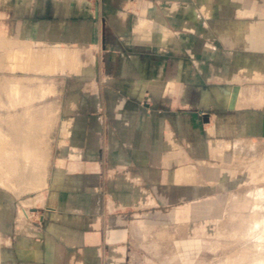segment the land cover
Returning <instances> with one entry per match:
<instances>
[{
    "label": "crops",
    "instance_id": "crops-1",
    "mask_svg": "<svg viewBox=\"0 0 264 264\" xmlns=\"http://www.w3.org/2000/svg\"><path fill=\"white\" fill-rule=\"evenodd\" d=\"M2 3L20 42L95 70L52 125L44 187L2 196L0 264H158L173 227L262 189L264 0Z\"/></svg>",
    "mask_w": 264,
    "mask_h": 264
},
{
    "label": "rangeland",
    "instance_id": "rangeland-1",
    "mask_svg": "<svg viewBox=\"0 0 264 264\" xmlns=\"http://www.w3.org/2000/svg\"><path fill=\"white\" fill-rule=\"evenodd\" d=\"M249 1L252 2L254 0H249ZM258 10L262 13V15L264 14V8H260ZM10 22H12V21L10 18H8V9H4L2 0H0V38H1L0 42L2 43V44H0V47L1 48L4 47V49L6 50L5 46L9 44L8 46H6L8 48L6 51L10 52V53H11V51H14V53L12 52V54H11L13 57H11L10 53H8L10 55V59H9V55L8 54L6 55V51L3 49H0V51H1V53H0V131L2 130L1 132L5 133L7 136H9V138L7 136H5V134H2L1 132H0V134L2 136L6 137L5 141L8 138L10 140V143H12V145L14 144L13 146H11L10 144L8 146L6 144H7V142L9 143V140H7L6 143H4V139H3V143L6 146V148L8 146V147H10V149L8 148V150H7L2 146V148H4L5 150L4 149L0 150L1 153L3 152L0 156L6 155V156H4L5 161L10 156L8 158L9 162L6 161L8 163H6L4 161V162H2L3 163L2 164L1 161L3 160V158H1L2 160H0V163L2 164V165H0V170H1L0 181L1 182L3 181L2 183H0V204L3 203V202H1L2 196L3 195H7V196L9 195V197H11L13 199L15 198L16 203L18 205L19 202L21 203L22 201H24L26 199L34 197L35 194L40 192L41 188H36V186L40 183V182L38 183L36 181L35 182L36 185L33 184L36 190L30 191L31 189L34 188L33 185H31V184L28 185L31 188L26 189L27 184L20 182L21 179L17 178L18 173H17V171H15L16 169L14 166H17L18 164H14V163H15V161H16V163H19V162H17V160L19 158L18 154H21V153H19V150H18L20 146L18 144H15L16 143L15 137L17 136V139H18L19 138L18 135H20L18 132L21 133V131H22V133H24V130H27L29 133V131H30L28 129L29 124L31 125L32 122H34V124L31 125V128L33 129V130L31 129V133H34V134L30 133V135L29 134L28 135L31 136L32 139H33L32 135H34L35 137H36V135L41 137V138L39 137L40 140L38 139V136H37V138L34 137L36 140L38 139L37 140V141H39V142H37L38 145L42 142V144H40L41 146L39 145L40 150L37 149V151H39V152L36 151L35 154L38 155L40 153L39 155H40V157H42L41 159H44L43 157H45L46 160H42L43 163L41 162V164H40L41 167L43 168L44 165L42 166V164H45L44 161H47V158H46L47 154H43V152L47 151L45 149L49 148V133L51 131L52 125L54 126V128H60L61 127V119H63V117L67 114V112L70 111L68 108L71 105L67 104L69 97L72 96L73 93H80L83 91L82 89H79L77 87L73 88V86L74 85L78 86L79 84H82V81H88L89 82L90 80L91 81L93 80V76H92L91 71L94 69L93 63H94L95 57H93V56L88 57V56L75 55V54L73 55V53H71V51L64 52V54H62V55L58 54V55H53V56L51 53L55 52V51H52L49 49L44 50V51H40V50L35 51L33 45H31L29 42H24V41L20 42L17 39L18 38L17 30L12 25H10ZM2 38L4 39V42H6V43L3 42ZM10 43H11V45H10ZM2 50L4 51L3 53H2ZM20 52L23 54L22 56H21ZM18 53H19V55L16 56V54H18ZM42 53H44L45 55H43ZM27 55H28V57H31L33 59H30L31 61L28 60V63H25V61H24L25 66H26V64H28V65L26 66V69H25L27 72L26 71L23 72L21 70H24V69H22L23 67L20 65H23L22 60H24L23 58H26ZM7 56H8V58H7ZM19 56L22 57V59L20 58L21 60L18 59ZM67 56H69V57L67 58ZM44 57H45V59H47V61L50 58L48 64H46L47 62L44 59ZM39 58H40V60L42 59L43 61L42 60H41L42 62L38 61ZM4 59H6V60H4ZM25 60L27 62V59H25ZM81 60L83 61L84 66H86V69H85V67L84 68L80 67V66H83V65H80V64H82ZM90 60L93 63L90 62ZM7 61H9V63H10L9 66L7 65L8 64ZM35 61H36V63L38 62L36 66L37 67L43 66V69L41 67L40 71L38 68H36L37 70L33 69V70L28 71V69L30 68V67L28 68L29 62L32 63V64L30 63L31 68H32V65H35ZM71 61H72V63H70ZM79 61H81V62H79ZM73 62L75 63V66H74ZM18 63L20 64L19 66L21 69L19 71L17 69H15V67ZM85 63H86V65H85ZM87 63H89V64H87ZM3 64L5 67L3 66ZM40 64H43V65H40ZM47 65L50 69L54 68L57 71L56 70L54 71V69L48 70ZM52 65L54 67H50ZM87 65H88V67H87ZM10 66H12V68ZM25 66H24V68H25ZM56 66L59 69H57ZM2 67L4 69H2ZM6 67H9L10 70L7 69ZM78 67H79L80 71H79V69H77ZM44 68L48 70L47 73L50 71H52V72L54 71V72L52 74H47L45 72L46 73L45 74L44 72H42V70H45ZM81 68H83V69H81ZM67 69H69V70H67ZM72 69H73L74 75L72 74V71H71ZM82 70L84 72H82ZM36 71L41 72V73H35ZM77 71H79L80 73ZM42 73H44V74H42ZM77 73H79V74H77ZM80 75H82V76L78 77ZM88 78H91V79H88ZM18 79H20V81L23 82V83L21 82V84H23V85L20 84V81ZM26 79H28V80L31 79V81L29 80L30 82H28V80L26 81ZM15 80L19 81V83L16 84ZM33 80H39L38 81L39 83L37 81L35 82ZM25 81L27 82L26 83L27 85L30 84L31 86H27L26 84H24ZM40 81H42V82H40ZM8 82H9V84H10V82H13L9 85L10 86L9 88L7 87ZM31 82H33V83L31 84ZM6 83H7V85H6ZM36 83L41 84L42 86L41 85L39 86ZM14 84H16V85H14ZM13 86L17 87L18 90H16V88ZM20 86L23 88L24 91H22V89L19 90ZM32 86H33V88H30ZM5 87H7V89H5ZM24 87L30 88L29 89L30 92H28L29 90H25L26 88H24ZM45 87L46 88L49 87V89L47 90ZM31 89L35 90V91H32L33 92L32 93ZM15 90H16V92H14ZM18 91H20V93L22 91V94H23V92L27 91V93H29L27 95V98H28V96L30 97L31 95H32V97L27 99L25 96L26 93L24 95H22V94H19ZM17 92H18V94H17ZM30 93H31V95H30ZM34 94H35V97H34ZM29 110H31V112ZM26 115L28 116L27 118H26ZM29 117H31V118H29ZM16 118H18V119L16 120ZM21 118H23V119L26 118L24 120L25 122ZM57 119H58V125L56 126ZM14 120H16V121H14ZM18 120H20V121H18ZM12 121H13V124H12ZM21 121H23L24 123L21 124L20 123ZM26 121H27L28 125L26 124ZM35 124L38 127L42 125V127L38 128ZM16 125H17V127L15 128ZM26 125H27V127H26ZM22 128H25V129L21 130ZM40 128H41V130H40ZM10 129H13L14 132ZM8 131H10L9 134H8ZM14 133L16 134L15 137H14V135H15ZM43 146H44V148H43ZM45 146H47V148ZM11 147L13 150H18V151L16 152V151L11 150ZM41 147L44 149L43 152L41 151V149H42ZM9 150H11V152L13 151V156ZM6 151H9V152H6ZM15 152L17 154V155L15 154L16 158H17L16 160H14V158H13L15 156L14 155ZM8 153H10V154H8ZM44 153H47V152H44ZM42 154H43V156H42ZM7 155H9V156L7 157ZM9 159H12V160H9ZM10 161L11 162L13 161L12 164ZM4 163H6V166L4 165ZM3 166H5L6 168L5 167L3 168ZM7 166H9V169L11 167H13V169L11 168L12 170L11 169L9 170L7 168ZM42 168H41V172L44 171L42 173V175H44V177L41 176L40 174H38V176L39 175L40 176L36 179L38 181L39 180L42 181V178H44L43 179L44 181H42V182H45L46 176H47V169H46V167H44L43 169ZM3 170H8V172L3 171ZM13 170H14V172H10ZM5 172H6V174L7 173L8 174L6 175ZM15 172H16V174H15ZM262 175H264V173ZM3 176H4V178H3ZM1 178H3V180ZM18 179H20V181H18ZM5 180H9L10 182L5 181ZM4 182H7L8 185L11 183L12 184L14 183L13 185L15 188H11L12 184L8 188L7 183L5 184ZM15 183L18 184L17 185L18 188L16 187ZM41 183L37 187H41L44 185V183H42L43 185H41ZM19 186H21V187H19ZM24 187H25V189H24ZM255 187H257V186H255V185L246 186L244 188L245 191H243L245 193L242 192L241 194H235L237 196V197H235V199H232L233 197H231V198H229V200H226L224 202L222 201L223 206H222V209L219 210L218 216L188 217L186 225L183 227V231H181L180 234H178V232H177L178 230L176 231L175 228L173 227L169 234L164 235L165 236L164 238L163 237L159 238V240L164 241V243L168 246V248L155 250V259H156L155 261L158 264H229L233 261V259H231V258L234 257L236 259V257L239 256L237 258V260H235L236 263H234V262L233 263L238 264L237 261H240L239 264H241L242 261L240 259V256L242 258L244 256H248L247 255V254H249L248 252L252 251V250H250V249H253L252 245L256 244V239H254L253 236L259 235L258 230L255 231L252 235H248L249 237H246V243L244 242L245 240H242L241 242L235 241V239H233L234 237H231V234H233V231L236 228H239L242 226V222L244 223V226H243L244 230H245V228H247V224L252 221L250 219H253V216H250V214L251 215L254 213L258 214L257 218H259V221H257V222L260 223L262 221V216H261V218L259 217V215L262 212L261 201L258 200L257 195H255V192H256L255 191L256 189L254 190ZM260 187H262L264 189V184H261ZM11 189H13V190L16 189V192L11 190ZM18 189H20V194H19V192L17 193ZM241 190H243V189H241ZM249 190H253V191H251L247 195L246 192ZM230 200L231 201L233 200V201L231 202ZM229 201H230V203H229ZM224 211L227 215L224 213ZM224 217H225V219H224ZM257 218H255V220H257ZM222 224H224V225H222ZM236 224H238L239 227L238 226L236 227ZM219 225H221V226L219 227ZM222 227H224L225 229ZM221 230H223V231H221ZM229 231H231V232L229 233ZM227 235L230 237H227ZM176 240L185 241L186 244L188 243L187 244L188 247L184 248V247H182V245L177 246L175 243ZM247 240L251 241L250 244H249V241L247 242ZM191 241L194 243H192ZM259 243H262V242H259ZM244 244H247V245H244ZM243 245H244V248H243ZM224 246H225V248H224ZM241 248L243 249V251ZM240 249H241L243 254H244V251L247 250L245 255L242 256V254L239 253ZM253 251H257V250L254 249ZM263 251H264V249H263ZM235 253L238 256H236ZM176 256H178V257H176ZM245 258L250 259L251 257L248 256ZM257 258L259 259V257H257ZM249 259H247L249 261V263H250L251 259H253L254 261L256 260V258H251L250 260ZM242 260H243L244 264H249L248 262H246L247 261L246 259L243 258Z\"/></svg>",
    "mask_w": 264,
    "mask_h": 264
},
{
    "label": "bare ground",
    "instance_id": "bare-ground-1",
    "mask_svg": "<svg viewBox=\"0 0 264 264\" xmlns=\"http://www.w3.org/2000/svg\"><path fill=\"white\" fill-rule=\"evenodd\" d=\"M145 4H146V3H145ZM147 4H148V3H147ZM143 6H144V4H142V7H143ZM145 6H148V5H145ZM144 8H145V7H144ZM145 10H146V9H145ZM145 10L143 9L144 12H145ZM0 39H1V38H0ZM2 39H3V38H2ZM3 42H4V39H3ZM4 43H6V42H4ZM0 44H2V43L0 42ZM13 44H14V43H13ZM3 45H4V44H3ZM5 45H6V44H5ZM8 45H9V44H8ZM8 45H6V46H8ZM10 45H11V43H10ZM6 46H5V48H6V50H7L8 48H7ZM9 47H10V46H9ZM0 49L5 50L4 47H3V48L0 47ZM3 50H2V53L4 52ZM6 50H5V51H6ZM12 52L14 53V51H11V53L6 51V55H7L8 53H10V55H11ZM0 53H1V51H0ZM4 54H5V53H4ZM20 54H21V56L23 55L21 52H20ZM24 54H25V53H24ZM8 55H9V54H8ZM10 55H9V59H10ZM17 55H19V53L16 54V56H17ZM28 55H29V54H28ZM28 55L26 56V58H23V59H24V60H22V62H23L22 64H23V65H20V64L18 63V64L16 65L17 68L15 67V69H17V70L19 71V70H21V69H20V66H22V67H23L22 69H24V70H21V71H23V72L26 71L25 69H26V66H27L28 64H26V66H25V63H28V60L31 61L30 59H33V58H31V57H28ZM70 55H71V54H70ZM73 55H74V54H73ZM16 56H15V57H16ZM11 57H13V56L11 55ZM24 57H25V56H24ZM68 57H69V56H67V58H68ZM79 57H80V56H79ZM5 58H6V57H5ZM7 58H8V56H7ZM17 58H18V57H17ZM20 58L22 59V57L19 56L18 59H20ZM80 58H81V57H80ZM21 59H20V60H21ZM25 59H27V62H26ZM44 59H45V57H44ZM94 59H95V58H94ZM4 60H6V59H4ZM14 60H15V59H14ZM34 60H35V59H34ZM37 60H38V59H37ZM37 60H36V61H37ZM41 60H42V59H41ZM41 60H40V58H39L38 61H41ZM45 60H46V62H47V63H46V62H45V63L48 64L50 58H49L48 61H47V59H45ZM71 60H72V59H71ZM78 60H79V59H78ZM9 61H10V60H9ZM9 61H7V62H8L7 65H8V66H9V64H10ZM24 61H25V63H24ZM36 61H35V65H32V68H31V64H32V63L29 62V66H28V68H29V67H30V68H29V69L27 68L28 71H29V70H33V69H34V70H37L36 68H38L39 71H40L41 67H42V69H43V66H40V67H37V66H36L37 63H38V62L36 63ZM42 61H43V60H42ZM42 61H41V62H42ZM68 61H69V60H68ZM81 61H82V60H81ZM81 61H79V62H81ZM14 62H15V61H14ZM90 62H92V61L90 60ZM20 63H21V62H20ZM30 63H31V64H30ZM70 63H72V61H71ZM73 63H74V62H73ZM76 63H77V62H76ZM92 63H93V62H92ZM12 64H13V63H12ZM77 64H78V63H77ZM87 64H89V63H87ZM93 64H94V63H93ZM19 65H20V66H19ZM40 65H43V64H40ZM53 65H54V64H53ZM53 65L50 66V67H54ZM78 65H79V64H78ZM80 65H83V66H80ZM80 65H79L80 67H83V68L85 67V69H86V66H84L83 61H82V64H80ZM85 65H86V63H85ZM3 66H4V64H3ZM24 66H25V68H24ZM33 66H34V67L36 66V67L34 68ZM74 66H75V63H74ZM74 66H73V67H74ZM93 66H94V65H93ZM4 67H5V66H4ZM10 67L12 68V66H10ZM18 67H19V68H18ZM45 67H46V66H45ZM47 67H48V65H47ZM47 67H46V68H47ZM56 67H57V66H56ZM87 67H88V65H87ZM6 68L9 69V67H6ZM69 68H70V67H69ZM83 68H81V69H83ZM90 68H91V67H90ZM2 69H4V68L2 67ZM44 69H45V68H44ZM47 69H48V70H51L52 68L50 69V68L48 67ZM47 69H45L46 71H45V70H42V72H44V73L46 72V73H47V71H48ZM53 69H54V68H53ZM53 69H52V70H53ZM57 69H59V68L57 67ZM70 69H71V68H70ZM77 69H79V67H78ZM9 70H10V69H9ZM55 70H56V69H54V71H55ZM60 70H61V69H60ZM65 70H66V69H65ZM67 70H69V69H67ZM94 70H95V69H94ZM54 71H53V72H54ZM56 71H57V70H56ZM71 71H72V74H73V73H74V72H73V69H72ZM79 71H80V69H79ZM79 71H77V72H79ZM85 71H86V70H85ZM26 72H27V71H26ZM33 72H34V71H33ZM53 72L50 71V72H48L47 74H52ZM82 72H84V71L82 70ZM35 73H41V72H37V71H36ZM44 73H42V74H44ZM46 73H45V74H46ZM79 73H80V72H79ZM79 73H77V74H79ZM77 74H76V75H77ZM89 74H90V73H89ZM89 74H88V75H89ZM73 75H74V74H73ZM93 75H94V74H93ZM27 76H28V75H27ZM81 76H82V75H80V76H78V77H81ZM32 77H33V76H32ZM93 77H94V76H93ZM19 78H20V77H19ZM22 78H23V77H22ZM31 79H32V78H31ZM31 79H29V80L31 81ZM34 79H35V78H34ZM37 79H38V78H37ZM79 79H80V78H79ZM81 79H82V78H81ZM88 79H91V78H88ZM18 80L20 81V79H18ZM22 80H23V79H22ZM27 80H28V79H26V81H27ZM29 80H28V82H30ZM41 80H42V79H41ZM19 81H16V80H15L16 84L19 83ZM26 81L24 82V84L27 83ZM33 81H35V82L37 81V82H38L39 80H33ZM90 81H91V80H90ZM13 82H14V81H13ZM13 82H10V84L13 83ZM21 82H22V81H20V84H21ZM35 82H34V83H35ZM40 82H42V81H40ZM91 82L94 83V81H91ZM22 83H23V82H22ZM32 83H33V82H31V84H32ZM38 83H39V82H38ZM3 84H4V83H3ZM10 84H9V82H8V86H7L8 88L10 87V86H9ZM16 84H14V85H16ZM20 84H19V85H20ZM28 84H29V83H28ZM36 84H37V83H36ZM84 84H85V83H84ZM6 85H7V83H6ZM21 85H23V84H21ZM26 85H27V84H26ZM37 85L40 86L41 84H37ZM82 85H83V84H82ZM17 86H18V85H17ZM24 86H25V85H24ZM27 86H31V85L29 84V85H27ZM41 86H42V85H41ZM85 86H86V85H85ZM7 87H5V89H7ZM13 87H15V86H13ZM36 87H37V86H36ZM3 88H4V87H3ZM15 88H16V90H18L17 87H15ZM15 88H14V89H15ZM24 88H26V87H24ZM30 88H33V86L30 87ZM30 88L27 87L25 90H29ZM34 88H35V87H34ZM41 88H42V87H41ZM45 88H46V87H45ZM45 88H44V89H45ZM21 89H22V91H24L23 88L20 86L19 90H21ZM35 89H36V88H35ZM46 89L48 90L49 87L46 88ZM16 90H15L14 92H16ZM233 90H234V89H233ZM9 91H10V90H9ZM22 91H21V93H20V91H18L19 94H22ZM32 91H35V90H32V89H31V92H32ZM239 91H240V90H239ZM18 92H17V94H18ZM28 92H30V90H29ZM45 92H46V91H45ZM232 92H233V94L231 93V94H232V97H230V98H231V100H232V98H233V100H235L234 98L236 97V95H238V93H237V92H238V89H235V90L232 91ZM241 92H242V91H241ZM25 93H26L25 96H26V98H27V95H28L29 93H27V91H26V92H23L22 95H24ZM32 93H33V92H32ZM30 95H31V93H30ZM230 96H231V95H230ZM15 97H16V96H15ZM31 97H32V95H31L30 97L28 96V98H31ZM34 97H35V94H34ZM24 98H25V97H24ZM28 98H27V99H28ZM15 99H16V98H15ZM29 100H30V99H29ZM29 100H28V101H29ZM14 101H15V100H14ZM16 101H17V100H16ZM20 101H21V100H20ZM22 101H23V100H22ZM23 102H24V101H23ZM235 102H236V101H235ZM234 104H235V103H234ZM234 104H233V105H234ZM231 105H232V104H231ZM26 109H27V108H26ZM29 111L31 112V110H29ZM26 112H27V111H26ZM28 113H29V112H28ZM27 117H28V116L26 115V118H27ZM18 118H19V117H18ZM18 118H16V120H17ZM26 118H25V119H26ZM29 118H31V117H29ZM29 118H28V119H29ZM21 119H23V118H21ZM25 119H23V121H24ZM12 120H13V119H12ZM16 120H14V121H16ZM18 121H20V120H18ZM23 121H21L20 123L22 124V123L25 122V121H24V122H23ZM29 121H30V120H29ZM29 121H28V122H29ZM18 123H19V122H18ZM29 123H30V122H29ZM12 124H13V121H12ZM15 124H16V123H15ZM15 124H14V125H15ZM26 124H27V121H26ZM32 124H34V122H32ZM32 124H31V125H32ZM10 125H11V124H10ZM17 125H18V124H17ZM17 125L15 126V128L17 127ZM23 125H24V124H23ZM27 125H28V124H27ZM27 125H26V127H27ZM31 125L29 124V128H28V129L30 130L29 133H28L27 130H24V133H22L21 130L25 129L26 127H25V128H22V129L20 130L21 133L18 132V133L20 134V135H18V137H19L18 139H17L16 134H15V133H14L15 135L13 134L14 137L16 136V137H15V139H16V141H15L16 143H15V144H18V145L20 146V147L18 146V147H19L18 150H19V153H21V154H18V157H19V158H18V160H17V162H19L20 164H19V163H16V161H15L14 164H18L19 166L17 165L18 167H17V166H14V167H15V169H16L15 171H17V173H18V177H17V178H20V179H21V181H20V179H18V181L27 184V186L25 185V186H26V189H30L31 187H29L28 185H30V184L33 185V184H35L36 181H37L38 183H39V182L41 183L42 181H44V180H43L44 178H42V177H41V178H42V181H40V180L38 181L36 178H38L40 175L44 177V175H42V173H43L44 171L42 170L43 172H41V168H42V167H41L40 164H41L42 160H46L45 157H43L44 159H41L42 157H40V155H39L40 153H39L38 155L35 154V152L37 151V149L40 150L39 148H40V146H41L40 144H42V142L39 144V145H40V146H39L38 143H37V142H39V141H37V140L39 139L40 136L36 135V137H35L34 135H32V136H33V139L31 138V136H29L30 133H31V129H32V128H31ZM35 125H36V124H35ZM12 126H13V125H12ZM21 126H22V125H21ZM36 126H37V125H36ZM32 127H33V126H32ZM37 127H38V126H37ZM39 127H42V125L39 126ZM39 127H38V128H39ZM10 128H11V127H10ZM13 128H14V127H13ZM10 130L13 131V129H10ZM14 130H15V129H14ZM16 130H17V129H16ZM32 130H33V129H32ZM40 130H41V128H40ZM40 130H39V131H40ZM1 131H2V130H1ZM1 131H0V132H1ZM13 132H14V131H13ZM1 133H2V132H1ZM9 133H10V131H8V134H9ZM42 133H43V132H42ZM2 134H5V133H2ZM28 134H29V135H28ZM31 134H34V133H31ZM0 135H1V134H0ZM5 136H7V135L5 134ZM5 136H2V135L0 136V137H1V138H0V150H2V149H4V148L8 150V148L10 149V147H8L9 144H10L11 146L14 145V144L12 145V143H10V140L8 139L9 136H7L8 138L6 139V141L9 140V143L7 142L6 145H8V146H7V148H6V146L4 145V143H6V141H5V138H6V137H5ZM37 136H38V139L36 140L35 138H37ZM34 137H35V138H34ZM40 138H41V137H40ZM3 139H4V143H3ZM12 139H13V138H12ZM13 140H14V139H13ZM39 140H40V139H39ZM13 143H14V142H13ZM46 145H47V144H46ZM219 145H221V144H219ZM2 146H3L4 148H2ZM224 146H225V145H224ZM226 146L228 147V145H226ZM18 147H17V148H18ZM45 147L47 148V146H45ZM218 147H220V146H218ZM41 148H42V147H41ZM43 148H44V146H43ZM43 148H42V149H43ZM223 148H224V147H223ZM5 149H4V150H5ZM14 149H15V148H14ZM42 149H41V151L43 152L44 149H43V150H42ZM221 149H222V147H221ZM11 150H13L12 147H11ZM11 150H9V151H10V153L12 154V156H13V151H16V152L18 151V150H13V151L11 152ZM45 150H48V148L45 149ZM9 151H6V152H9ZM4 152H5V151H4ZM16 152L14 153V155L16 154ZM37 152H39V151H37ZM42 152H41V153H42ZM44 152H48V151H44ZM44 152H43V154H47V153H44ZM223 152H224V151H223ZM2 153H3V152H2ZM2 153L0 152V155H1ZM10 153H8V154H10ZM6 154H7V153H6ZM43 154H42V156H43ZM16 155H17V154H16ZM16 155L13 157L14 160L17 159V158H16ZM2 156H3V155H2ZM2 156H0V160H2L1 158H3V160L1 161V163L5 161V160H4V158H5L4 156H6V155H4L3 157H2ZM8 156H9V155H7V157H8ZM44 156H45V155H44ZM47 156H49V155H47ZM9 157H10V156H9ZM9 157H8V158H9ZM8 158H7L6 161H8ZM21 158H22V159H21ZM9 160H12V159H9ZM6 161H5V162H6ZM8 162H9V161H8ZM8 162H6V163H8ZM10 162H11V161H10ZM12 162H13V161H12ZM12 162H11V164H12ZM44 162H45V164H42V166L44 165L43 168H44L45 165H46V161H44ZM1 163H0V165L3 164V163H2V164H1ZM6 163H4L5 166H6ZM22 163H23V164H22ZM42 163H43V162H42ZM14 164H13V165H14ZM7 165H8V164H7ZM13 165H12V166H13ZM5 166H3V168H4ZM1 167H2V166H1ZM40 167H41V168H40ZM5 168H6V167H5ZM7 168L9 169V166H7ZM11 168L13 169V167H11ZM11 168H10V169H11ZM43 168H42V169H43ZM10 169H9V170H10ZM12 169H11V170H12ZM39 169H40V170H39ZM3 171H7V172H8V170H3ZM38 171H39L40 173H39ZM0 172H1V170H0ZM10 172H14V170H13V171H10ZM10 172H9V173H10ZM2 173H3V172H2ZM0 174H1V173H0ZM5 174H6V172H5ZM7 174H8V173H7ZM7 174H6V175H7ZM10 174H11V173H10ZM15 174H16V172H15ZM38 174H40V175L38 176ZM8 176H9V175H8ZM14 176H15V175H14ZM262 176H263V178H264V175H262ZM3 178H4V176H3ZM3 178H1V179L3 180ZM9 179H10V178H9ZM14 179H15V178H14ZM14 179H13V180H14ZM16 180H17V179H16ZM5 181L10 182L9 180H5ZM2 182H3V181H2ZM2 182L0 181V183H2ZM4 183L6 184L7 182H4ZM40 183H39L37 186H39ZM42 183H44V185H45V182H42ZM42 183H41V185H43ZM5 184H4V185H5ZM11 184H12V183H11ZM11 184L8 185V183H7V185H8L7 187L9 188V186H10ZM13 184H14V183H13ZM13 184H12L11 188H15ZM15 184H16V187H17L18 184H17V183H15ZM35 185H36V184H35ZM37 186H36V188H42V187H44V186H41V187H37ZM19 187H21V186H19ZM27 187H28V188H27ZM33 187H34V185H33ZM33 187H32V188H33ZM17 188H18V187H17ZM17 188H16V189H17ZM16 189H14V190L11 189V190H13V191L16 192ZM20 189H21V188H20ZM20 189H18L19 191L17 190V193L19 192V194H20ZM24 189H25V187H24ZM32 190H36L35 187H34L33 189H31L30 191H32ZM26 191H27V190H26ZM255 195H257L258 200L261 201V210H262V212H261V214L259 215V217L261 218V216H262V221H261L260 223L257 222V221H259V218H257L258 214H255V213L252 214V215L250 214V216H253V219H250V220H252V221L249 222V223L247 224V228H245V230H244V228H243L244 223H243V222H242V226H241V227H239L238 224H236V227L238 226L239 228H236V229L233 231V234H231V237H234L233 239H235V241H240V242H241L242 240H245L244 242L246 243V237H249L248 235H252L255 231L258 230V234H259V235H255V236H253L254 239H256V244H253V245H252V248H253V249H250V248H249V249L252 250V251H253L254 249H256L257 251H253V252L250 251V252H248L249 254H247V255L250 256L251 258H256V260L254 261L253 259L250 258L251 261H250V263H249V261L247 260V259H249V258H245V257H248V256H244L243 258L246 259V260H247L246 262H248L249 264H264V254H263V253H264V251H263V249H264V189L262 188L261 190H258L257 193H255ZM18 196H19V195H18ZM234 196H236V195H234ZM231 197H233V196H231ZM37 198H38V197H37ZM33 199L35 200L36 197L33 198ZM33 199H32V200H33ZM232 199H234V198H232ZM35 201H37V200H35ZM230 201H231V200H230ZM230 201H229V203H230ZM232 201H233V200H232ZM232 201H231V202H232ZM29 202H30V201H29ZM31 203H32V202H31ZM33 203H34V202H33ZM35 203H36V202H35ZM22 204H23V203H22ZM229 205H230V204H229ZM28 207H29V206H28ZM220 212H221V211H220ZM221 213H222V212H221ZM224 213H225V211H224ZM224 213H223V214H224ZM216 214H217V213H216ZM225 214H226V213H225ZM225 214H224V215H225ZM221 215H222V214H221ZM226 215H227V214H226ZM19 216H20V215H19ZM23 217H24V216H23ZM219 217H220V216H219ZM227 218H228V217H227ZM255 218H257V220H255ZM19 219H20V218H19ZM224 219H225V217H224ZM20 220H22V219H20ZM23 220H24V219H23ZM23 220H22V221H23ZM222 220H223V219H222ZM226 220H227V219H226ZM18 222H19V221H18ZM224 222H225V221H224ZM224 222H223V223H224ZM23 224H24V223H23ZM226 224H227V223H226ZM240 224H241V223H240ZM24 225H25V224H24ZM222 225H224V224H222ZM136 226H137V225H136ZM149 226H150V225H149ZM220 226H221V225H219V227H220ZM245 226H246V225H245ZM256 226H257V227H256ZM17 227H19V226H17ZM20 228H22V227L20 226ZM20 228H19V229H20ZM23 228H24V226H23ZM23 228H22V229H23ZM138 228H139V227H138ZM149 228H150V227H149ZM151 228H152V227H151ZM217 228H218V227H217ZM222 228H224V227H222ZM222 228H221V229H222ZM234 228H235V227H234ZM22 229H21V230H22ZM27 229H28V228H27ZM136 229H137V228H136ZM224 229H225V228H224ZM226 229H227V228H226ZM21 230H18V231H21ZM138 230H139V229H138ZM151 230H152V229H151ZM154 230H155V229H154ZM156 230H157V228H156ZM219 230H220V229H219ZM164 231H165V230H164ZM221 231H223V230H221ZM27 232H28V231H27ZM156 232H157V231H156ZM230 232H231V231H229V233H230ZM243 232H244L245 234H244ZM246 232H247V233H246ZM21 233H22V232H21ZM240 233H241V234H240ZM158 234H159V232H158ZM163 234H164V233H163ZM165 234H166V233H165ZM246 234H247V235H246ZM154 235H155V234H154ZM260 235H261V236H260ZM152 236H153V235H152ZM164 237H165V236H164ZM227 237H230V236L227 235ZM261 238H262V239H261ZM192 239H193V238H192ZM250 239H251V238H250ZM252 240H253V239H252ZM248 241H249V240H247V242H248ZM191 242H192V241H191ZM250 242H251V241H249V244H250ZM259 242H262V243H259ZM192 243H194V242H192ZM242 243H243V242H242ZM187 244H188V243H187ZM200 244H201V243H200ZM241 245H242V244H241ZM244 245H247V244H244ZM244 245H243V248H244ZM196 246H197V245H196ZM187 247H188V245H187ZM200 247H201V246H200ZM241 247H242V246H241ZM247 247H248V246H247ZM224 248H225V246H224ZM226 248H227V247H226ZM241 249H242V248H241ZM241 249H240V252H239V251H238V252H239L240 254H242V256H243V255H245V253H246L247 250L244 251V254H243V253H242L243 249H242V251H241ZM245 249H246V248H245ZM176 251H177V250H176ZM186 252H187V251H186ZM186 252H185V253H186ZM239 253H238V254H239ZM235 254H236V253H235ZM240 254H239V255H240ZM251 255H252V256H251ZM236 256H238V255L236 254ZM176 257H178V256H176ZM238 257H239V256H238ZM238 257H236V259H235L234 257L231 258V259H233V261L230 259L232 262L229 263V264H232L233 262L236 263L235 260H237ZM257 257H259V259H258ZM260 257H261V258H260ZM262 257H263V258H262ZM243 258L240 256V259H241V261H242L241 264H244V262H243V260H242ZM180 259H181V258H180ZM250 259H249V260H250ZM175 260H176V259H175ZM182 261H183V260H182ZM174 262H175V261H174ZM237 262H238V264L240 263V261H237ZM226 263H227V262H226ZM234 263H233V264H234Z\"/></svg>",
    "mask_w": 264,
    "mask_h": 264
}]
</instances>
